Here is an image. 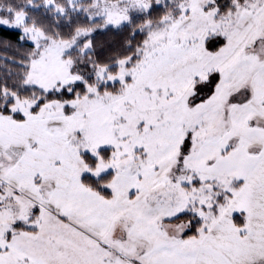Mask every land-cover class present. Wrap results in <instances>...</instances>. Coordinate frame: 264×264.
<instances>
[{"label": "snow or ice", "instance_id": "6c2138e0", "mask_svg": "<svg viewBox=\"0 0 264 264\" xmlns=\"http://www.w3.org/2000/svg\"><path fill=\"white\" fill-rule=\"evenodd\" d=\"M0 264H264V0H0Z\"/></svg>", "mask_w": 264, "mask_h": 264}]
</instances>
